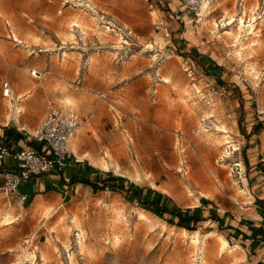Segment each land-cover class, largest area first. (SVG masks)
<instances>
[{
	"label": "rangeland",
	"instance_id": "374dc122",
	"mask_svg": "<svg viewBox=\"0 0 264 264\" xmlns=\"http://www.w3.org/2000/svg\"><path fill=\"white\" fill-rule=\"evenodd\" d=\"M209 1L197 15L180 0H0L1 123L33 135L50 106L73 110L84 152L109 151L121 167L104 171L108 189H69L52 204L0 194V264L244 263L219 259L211 224L179 231L130 194L137 183L169 189L182 205L207 197L256 216L248 207L264 183V0H244V10L241 0Z\"/></svg>",
	"mask_w": 264,
	"mask_h": 264
},
{
	"label": "crops",
	"instance_id": "0c3cea01",
	"mask_svg": "<svg viewBox=\"0 0 264 264\" xmlns=\"http://www.w3.org/2000/svg\"><path fill=\"white\" fill-rule=\"evenodd\" d=\"M33 77L37 79L42 78L34 72ZM5 82H3V84ZM10 85L12 87L11 97H5L4 94L3 96L13 102L14 88L11 83ZM24 98L26 100L29 97L25 96ZM15 99L17 102L24 101L23 99H18V96H16ZM58 109L64 113L73 111H66L62 108ZM73 112L76 113L75 111ZM82 130L81 128L80 131L76 132L69 141L70 157L66 167L57 169L55 170L56 172L52 171L48 173V175L45 174L35 177L32 180L30 191L26 190L30 195L32 204L39 200L49 204L59 202L61 199L63 200L67 197L69 189L76 190L77 192L79 188L83 186L92 191L99 190L100 187L105 189L110 187V180L108 179L110 177L105 175V169L95 165L92 162V158L95 157L84 152L85 150L82 149V135H78L77 137V134L82 132ZM26 133L17 127V125L10 126L0 121V145H6L10 147L11 150H19L26 146ZM31 146L38 150L41 149L40 146L35 143H31ZM249 151L250 150L247 149V155ZM18 164L17 161H14L13 158L9 156L3 163H0V170L2 168H17ZM105 171H110V169ZM117 183L120 184L119 181H117ZM133 186V189L130 191L132 199L140 201L141 203H146L157 209H167L168 212L164 215L170 216L168 224L170 227H174L179 231L185 230L186 232H191L187 228L177 225L179 218L176 215L178 213L183 216H196L197 220L188 222L186 224L187 226L198 228L205 223L211 224V227L215 230L209 235L217 233V236L225 238L228 241L229 247L231 248V255L224 251L219 256V259L233 261V256L237 255L242 258L243 264H264V183L258 185L262 190L261 194L254 196L250 190L253 201H251V205L248 209L251 210L252 213H256L255 217L238 216L234 210L229 208L226 210L219 209L217 207L218 205H213V200L207 197H201L198 200V204H194L193 206L182 205L174 201L169 194L154 187L148 185L146 187H140L137 183ZM49 189L53 191H47ZM253 191L255 192V190ZM171 221H173V223H171ZM196 231L197 230L194 232Z\"/></svg>",
	"mask_w": 264,
	"mask_h": 264
},
{
	"label": "built area",
	"instance_id": "2783aa9c",
	"mask_svg": "<svg viewBox=\"0 0 264 264\" xmlns=\"http://www.w3.org/2000/svg\"><path fill=\"white\" fill-rule=\"evenodd\" d=\"M188 13L195 12L199 15V10L204 3L209 0H180ZM240 8L245 9L244 0L240 1ZM244 12V11H243ZM178 20L184 21L178 16ZM168 30V29H166ZM127 40H132L134 34L127 30ZM167 32V37H170ZM127 44L129 42L127 41ZM39 77H46L48 71H35ZM3 94L11 97L12 87L9 82L3 84ZM99 97L105 98L104 94ZM82 128V123L76 113L69 111L62 112L60 109L50 106L42 122V125L35 134H25L26 146L19 150H11L6 145H0V163H3L9 156L19 164L17 168H2L0 170V194L8 197L16 195L20 204H25L30 200V195L26 190L21 191V186H28L35 177L48 174L54 170L66 167L70 157L69 141L72 136ZM34 141L41 146L38 150L29 144Z\"/></svg>",
	"mask_w": 264,
	"mask_h": 264
},
{
	"label": "bare ground",
	"instance_id": "6f19581e",
	"mask_svg": "<svg viewBox=\"0 0 264 264\" xmlns=\"http://www.w3.org/2000/svg\"><path fill=\"white\" fill-rule=\"evenodd\" d=\"M202 10H203V14L204 13H207V10H208V3H204L203 4V6H202ZM207 17H209V14H207ZM75 20V19H74ZM225 20V19H224ZM78 22L77 21H73V25H72V27H75V26H78V24H77ZM71 24V23H70ZM216 24V23H215ZM240 24H242V26L241 27H243L244 26V21H243V19L241 18V20H240ZM77 28V27H76ZM240 28V27H239ZM72 33V32H71ZM227 33V32H226ZM70 34V33H69ZM71 36L72 37H75V35L72 33L71 34ZM236 36H238V35H236ZM125 43H127V42H125ZM155 57H157V56H155ZM21 97V96H20ZM75 101V100H74ZM72 103H73V101H72V99H70V98H67V99H65V101H64V104L66 105V106H71L72 105ZM20 107V106H19ZM20 111V110H19ZM18 121V120H17ZM224 127V126H223ZM223 129V128H222ZM81 130V129H80ZM79 130V131H80ZM223 132V131H222ZM226 137V136H225ZM227 139V138H226ZM229 140V139H228ZM228 142V141H227ZM73 148H74V146H73ZM228 152V151H227ZM108 153H109V151H108ZM106 154V156H104L103 158H100V159H97V158H92V162L95 164V165H97L98 167H100V168H103V169H105V170H109L111 167V165L112 164H115V168H116V170L117 171H119L120 169H121V167H120V165H119V163H118V161L113 157V156H109L110 154ZM119 155V154H118ZM241 166H242V164H241ZM104 170V171H105ZM140 171H138L136 174L137 175H140ZM191 179L195 182V183H198V179L195 177V176H191ZM164 192L165 193H167V194H169V195H171V196H174V194H173V192L171 191V190H169V189H164ZM49 213V212H48ZM48 213H45V215L46 216H48L49 214ZM141 214H142V212H141ZM141 214L139 215V216H141ZM148 214V213H147ZM142 216L145 218V217H147L144 213L142 214ZM5 218V217H4ZM143 218V219H144ZM14 218H6L5 219V223L7 224V225H9V224H12V223H14L15 222V220H13ZM142 219V218H141ZM145 220V219H144ZM165 224V223H164ZM165 226H167V224L165 225ZM185 231V230H184ZM186 235V234H185ZM221 238V250L222 251H225V250H227L228 248H229V250H231V248L229 247V243H228V241L225 239V238H222V237H220ZM84 240V239H83ZM194 241L196 242V245H197V243L198 242H200V238H199V233H195L194 234ZM205 242V241H204ZM199 244V243H198ZM204 244V243H203ZM84 246V245H83ZM83 249V248H82ZM232 252V251H231ZM36 258V254L35 255H33V259H35ZM71 262H72V264H74V256L72 257L71 256Z\"/></svg>",
	"mask_w": 264,
	"mask_h": 264
},
{
	"label": "trees",
	"instance_id": "16d2710c",
	"mask_svg": "<svg viewBox=\"0 0 264 264\" xmlns=\"http://www.w3.org/2000/svg\"><path fill=\"white\" fill-rule=\"evenodd\" d=\"M145 206H146L145 208L150 207L147 204ZM158 211H159L160 215H164L165 213L168 212L167 209H165V208L164 209H158ZM176 216L179 218V221L177 223V225L179 227H184V228H187L188 230H191V231L196 230L195 227H191V226L186 225L188 222L196 221L197 220L196 216H188V215L183 216L180 213H178ZM171 223H173V221H171Z\"/></svg>",
	"mask_w": 264,
	"mask_h": 264
}]
</instances>
